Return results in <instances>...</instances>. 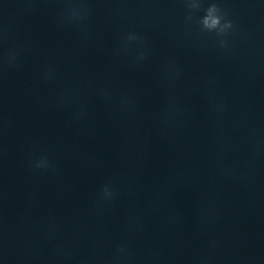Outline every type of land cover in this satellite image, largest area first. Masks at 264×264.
I'll return each mask as SVG.
<instances>
[{
  "label": "water",
  "instance_id": "water-1",
  "mask_svg": "<svg viewBox=\"0 0 264 264\" xmlns=\"http://www.w3.org/2000/svg\"><path fill=\"white\" fill-rule=\"evenodd\" d=\"M0 264H264V0H0Z\"/></svg>",
  "mask_w": 264,
  "mask_h": 264
},
{
  "label": "clouds",
  "instance_id": "clouds-1",
  "mask_svg": "<svg viewBox=\"0 0 264 264\" xmlns=\"http://www.w3.org/2000/svg\"><path fill=\"white\" fill-rule=\"evenodd\" d=\"M186 5L189 9H199L201 7V0H185ZM203 17L199 19V24L201 30L205 32H215L216 36L219 38V43L221 47L226 45L224 37L228 34V31L234 27L231 20L226 19V14L222 12V9L217 3H211L205 10ZM87 14V10L81 7H70L69 9V19H81ZM191 19V16L188 17ZM138 39L136 34H129L128 40L133 41ZM16 54H8V62L11 65L15 60ZM35 167L37 168H47L48 161L45 158L35 162ZM115 195L114 190L109 185H104L101 189V199L110 201ZM119 253H124L126 250L123 247H119L117 250ZM125 257H117V260L124 259Z\"/></svg>",
  "mask_w": 264,
  "mask_h": 264
}]
</instances>
